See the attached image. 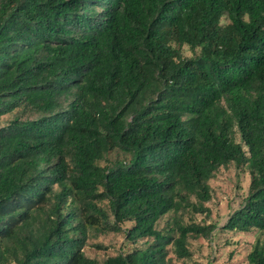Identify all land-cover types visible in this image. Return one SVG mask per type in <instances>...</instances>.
Masks as SVG:
<instances>
[{
	"label": "trees",
	"instance_id": "1",
	"mask_svg": "<svg viewBox=\"0 0 264 264\" xmlns=\"http://www.w3.org/2000/svg\"><path fill=\"white\" fill-rule=\"evenodd\" d=\"M230 163L264 264V0H0V264H193Z\"/></svg>",
	"mask_w": 264,
	"mask_h": 264
},
{
	"label": "rangeland",
	"instance_id": "2",
	"mask_svg": "<svg viewBox=\"0 0 264 264\" xmlns=\"http://www.w3.org/2000/svg\"><path fill=\"white\" fill-rule=\"evenodd\" d=\"M229 19L225 16L223 23ZM191 52L186 49V54ZM6 118V117H5ZM4 123V120H2ZM250 174L246 168H239L235 163L221 166L214 177L209 180L212 187V198L207 202L210 208L209 215L197 213L192 215L193 220L215 224L217 227L212 237H198L191 241L193 250V264H249L247 254L252 249L257 232H242L224 230L223 225L230 215L244 202L250 184ZM171 214L165 215L157 224L163 228ZM189 214H184V220L189 221ZM123 234L111 232L108 234H97L89 238L85 251L89 256L104 259L110 254L120 252L125 248ZM96 244H102L99 248ZM172 258L170 264H186L178 260L170 251Z\"/></svg>",
	"mask_w": 264,
	"mask_h": 264
}]
</instances>
